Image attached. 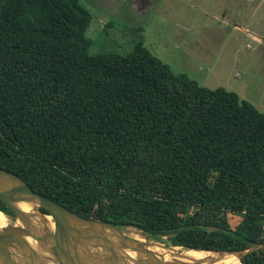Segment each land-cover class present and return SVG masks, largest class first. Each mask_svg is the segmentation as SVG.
I'll use <instances>...</instances> for the list:
<instances>
[{"label": "trees", "instance_id": "trees-1", "mask_svg": "<svg viewBox=\"0 0 264 264\" xmlns=\"http://www.w3.org/2000/svg\"><path fill=\"white\" fill-rule=\"evenodd\" d=\"M91 18L80 0H0V168L172 245L264 242V111L175 72L141 39L91 52ZM241 261L264 264V250Z\"/></svg>", "mask_w": 264, "mask_h": 264}, {"label": "rangeland", "instance_id": "rangeland-1", "mask_svg": "<svg viewBox=\"0 0 264 264\" xmlns=\"http://www.w3.org/2000/svg\"><path fill=\"white\" fill-rule=\"evenodd\" d=\"M80 2L92 17L85 32L91 52L126 53L141 39L175 72L232 90L264 111V0ZM122 230L165 243L132 226Z\"/></svg>", "mask_w": 264, "mask_h": 264}, {"label": "water", "instance_id": "water-1", "mask_svg": "<svg viewBox=\"0 0 264 264\" xmlns=\"http://www.w3.org/2000/svg\"><path fill=\"white\" fill-rule=\"evenodd\" d=\"M0 200L12 211L0 223V264H213L264 250L192 248L141 241L106 221L85 218L0 168ZM187 251L201 252L191 257Z\"/></svg>", "mask_w": 264, "mask_h": 264}, {"label": "bare ground", "instance_id": "bare-ground-1", "mask_svg": "<svg viewBox=\"0 0 264 264\" xmlns=\"http://www.w3.org/2000/svg\"><path fill=\"white\" fill-rule=\"evenodd\" d=\"M3 222H5V217L3 214L0 213V223H3ZM133 235L135 238H137L141 241H144V239L141 238L140 236L136 235V233ZM185 253H187L191 257H200L202 255L201 252H195V251H187ZM213 264H239V263L234 257H229V258L223 259V260L216 262V263H213Z\"/></svg>", "mask_w": 264, "mask_h": 264}, {"label": "flooded vegetation", "instance_id": "flooded-vegetation-1", "mask_svg": "<svg viewBox=\"0 0 264 264\" xmlns=\"http://www.w3.org/2000/svg\"><path fill=\"white\" fill-rule=\"evenodd\" d=\"M132 1H136L138 2L139 4L143 3V4H146L149 0H132ZM8 216V215H7Z\"/></svg>", "mask_w": 264, "mask_h": 264}]
</instances>
